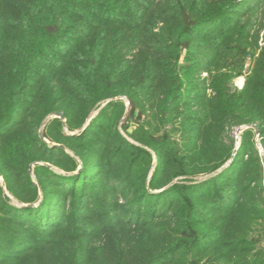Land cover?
<instances>
[{
  "label": "trees",
  "instance_id": "obj_1",
  "mask_svg": "<svg viewBox=\"0 0 264 264\" xmlns=\"http://www.w3.org/2000/svg\"><path fill=\"white\" fill-rule=\"evenodd\" d=\"M263 5L0 0V264H264Z\"/></svg>",
  "mask_w": 264,
  "mask_h": 264
},
{
  "label": "rangeland",
  "instance_id": "obj_2",
  "mask_svg": "<svg viewBox=\"0 0 264 264\" xmlns=\"http://www.w3.org/2000/svg\"><path fill=\"white\" fill-rule=\"evenodd\" d=\"M263 7H264V5H263ZM261 9V8H260ZM259 45L261 46V47H263L264 46V28H263V30L261 31V34H260V39H259ZM260 52V49L259 50H257V55H258V53ZM256 55V56H257ZM244 71H243V73L239 76V77H237L236 79H235V81H234V88L236 89V90H242L243 89V87H244V85H245V81H246V76L248 75V73H249V71H250V67H252V58L251 57H247L246 58V62H245V65H244ZM203 75H205V74H203ZM242 86V88H240ZM107 104V102L106 103H103V105L101 106V108L103 107V106H105ZM100 110V109H99ZM99 110H97L96 111V113H98V111ZM123 120H124V117H123V119L121 120V122H120V126H119V129H120V131L124 134V131L122 130V128H121V124L123 123ZM238 130H240V133H238ZM241 133H242V130H241V128H234L233 130H232V133H229L228 135L230 136L231 135V138L232 139H234L235 140V142H236V149H238V147H239V138H241ZM72 134H76V133H72ZM257 136H258V134H257ZM129 139V138H128ZM130 141H132L131 139H129ZM133 143H135V144H137L136 142H134V141H132ZM227 143H229L228 142V139H227ZM260 150H261V153H263V150H262V148L260 147ZM30 167H32V171H31V173H33V165H31ZM209 176H204V177H200L199 178V180H202V179H204V178H208ZM1 180V179H0ZM174 183V182H173ZM173 183H170L167 187H169V186H171ZM7 192V191H6Z\"/></svg>",
  "mask_w": 264,
  "mask_h": 264
},
{
  "label": "water",
  "instance_id": "obj_3",
  "mask_svg": "<svg viewBox=\"0 0 264 264\" xmlns=\"http://www.w3.org/2000/svg\"><path fill=\"white\" fill-rule=\"evenodd\" d=\"M55 115L57 116H59L61 119H62V121H64V115L62 114V113H55ZM249 126H251V125H249ZM255 127V129H256V133L259 135V130H258V127L255 125L254 126ZM238 133H240V130H238ZM239 141H240V138L238 139ZM56 146H60V147H62V148H64V146L63 145H58V144H56ZM236 151H237V149H235V151H234V154L236 153ZM30 169H31V171H32V167H30ZM29 206H33V204H29V205H24V207H29Z\"/></svg>",
  "mask_w": 264,
  "mask_h": 264
},
{
  "label": "built area",
  "instance_id": "obj_4",
  "mask_svg": "<svg viewBox=\"0 0 264 264\" xmlns=\"http://www.w3.org/2000/svg\"><path fill=\"white\" fill-rule=\"evenodd\" d=\"M240 88H242V86Z\"/></svg>",
  "mask_w": 264,
  "mask_h": 264
}]
</instances>
